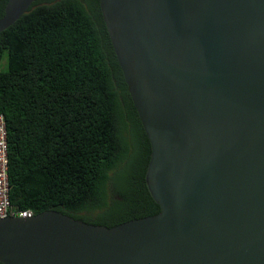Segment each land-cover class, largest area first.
Masks as SVG:
<instances>
[{
    "label": "water",
    "instance_id": "water-1",
    "mask_svg": "<svg viewBox=\"0 0 264 264\" xmlns=\"http://www.w3.org/2000/svg\"><path fill=\"white\" fill-rule=\"evenodd\" d=\"M36 0H8L0 33ZM160 212L0 220L1 264H264V0H100Z\"/></svg>",
    "mask_w": 264,
    "mask_h": 264
},
{
    "label": "trees",
    "instance_id": "trees-1",
    "mask_svg": "<svg viewBox=\"0 0 264 264\" xmlns=\"http://www.w3.org/2000/svg\"><path fill=\"white\" fill-rule=\"evenodd\" d=\"M7 3L0 0V18ZM3 58L0 114L14 209L55 211L107 228L160 212L146 183L151 145L100 0H36L0 33ZM121 107L131 129L118 126ZM132 151L141 159L119 184Z\"/></svg>",
    "mask_w": 264,
    "mask_h": 264
},
{
    "label": "built area",
    "instance_id": "built-area-1",
    "mask_svg": "<svg viewBox=\"0 0 264 264\" xmlns=\"http://www.w3.org/2000/svg\"><path fill=\"white\" fill-rule=\"evenodd\" d=\"M7 172V133L4 117L0 114V220L10 217L22 219L32 218L34 215L30 210L19 211L11 206Z\"/></svg>",
    "mask_w": 264,
    "mask_h": 264
},
{
    "label": "rangeland",
    "instance_id": "rangeland-1",
    "mask_svg": "<svg viewBox=\"0 0 264 264\" xmlns=\"http://www.w3.org/2000/svg\"><path fill=\"white\" fill-rule=\"evenodd\" d=\"M6 59L5 58H3L1 61H0V70H5L6 69ZM121 109H122V107H121ZM121 114H122V116H123V119L121 120V121H119V125L118 126H121V127H123V124L125 123V124H127L128 125V120H126V117H125V113H124V110L122 109L121 110ZM124 114V115H123ZM129 128L131 127V124H130V122H129ZM131 129V128H130ZM129 160H127L126 162H125V164H124V166H123V169L118 173V175H117V182L120 184V183H122V181L124 180V177L128 174V172L130 171V168H131V166H132V164H133V160H134V158L136 159V160H140L141 159V156L139 157V155H138V153L137 152H135V151H132L131 153H130V155H129Z\"/></svg>",
    "mask_w": 264,
    "mask_h": 264
}]
</instances>
